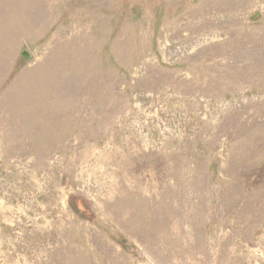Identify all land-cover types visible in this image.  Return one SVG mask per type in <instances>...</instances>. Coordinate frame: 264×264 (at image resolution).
Masks as SVG:
<instances>
[{
	"label": "rangeland",
	"instance_id": "obj_1",
	"mask_svg": "<svg viewBox=\"0 0 264 264\" xmlns=\"http://www.w3.org/2000/svg\"><path fill=\"white\" fill-rule=\"evenodd\" d=\"M0 264H264V0H0Z\"/></svg>",
	"mask_w": 264,
	"mask_h": 264
}]
</instances>
